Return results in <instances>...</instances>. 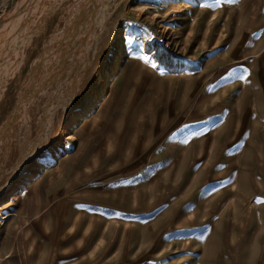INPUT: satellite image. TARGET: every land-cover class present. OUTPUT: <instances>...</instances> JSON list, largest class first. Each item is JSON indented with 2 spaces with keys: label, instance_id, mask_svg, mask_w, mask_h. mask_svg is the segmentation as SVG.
Segmentation results:
<instances>
[{
  "label": "rangeland",
  "instance_id": "1",
  "mask_svg": "<svg viewBox=\"0 0 264 264\" xmlns=\"http://www.w3.org/2000/svg\"><path fill=\"white\" fill-rule=\"evenodd\" d=\"M0 264H264V0H5Z\"/></svg>",
  "mask_w": 264,
  "mask_h": 264
},
{
  "label": "bare ground",
  "instance_id": "2",
  "mask_svg": "<svg viewBox=\"0 0 264 264\" xmlns=\"http://www.w3.org/2000/svg\"><path fill=\"white\" fill-rule=\"evenodd\" d=\"M27 2V1H26ZM25 2V3H26ZM24 11V10H23ZM17 15V14H16ZM19 17V16H18ZM121 41V40H120ZM117 45V44H116ZM115 60V53H112L108 56V60L106 61L105 65L103 66L102 70L103 72L101 73L102 75L100 77H104V73H108L113 65V61ZM104 87V79H100L96 84L95 87L90 95L89 100H87L81 107H79L66 121L64 126H69L72 124L74 121L77 120V117L81 114H83L87 109L91 107V105L98 99L99 95L102 93ZM16 110V108H15ZM22 120V119H21ZM14 185H12L13 187ZM11 187V188H12ZM10 190V189H9Z\"/></svg>",
  "mask_w": 264,
  "mask_h": 264
},
{
  "label": "snow or ice",
  "instance_id": "3",
  "mask_svg": "<svg viewBox=\"0 0 264 264\" xmlns=\"http://www.w3.org/2000/svg\"><path fill=\"white\" fill-rule=\"evenodd\" d=\"M230 3H235L237 0H229Z\"/></svg>",
  "mask_w": 264,
  "mask_h": 264
},
{
  "label": "built area",
  "instance_id": "4",
  "mask_svg": "<svg viewBox=\"0 0 264 264\" xmlns=\"http://www.w3.org/2000/svg\"><path fill=\"white\" fill-rule=\"evenodd\" d=\"M4 1H5V0H1V2H0V6L2 5V3H4Z\"/></svg>",
  "mask_w": 264,
  "mask_h": 264
}]
</instances>
